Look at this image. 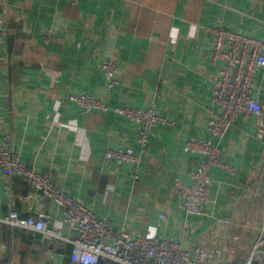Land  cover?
I'll list each match as a JSON object with an SVG mask.
<instances>
[{
	"label": "crops",
	"instance_id": "0c3cea01",
	"mask_svg": "<svg viewBox=\"0 0 264 264\" xmlns=\"http://www.w3.org/2000/svg\"><path fill=\"white\" fill-rule=\"evenodd\" d=\"M219 26L264 39V0H0L1 133L29 167L50 174L116 230L203 245L224 264H245L264 237V109L218 140L221 158L236 170L212 168L203 215L182 208L175 186L198 166L186 142L207 137L217 109L211 96L223 62L212 59L208 28ZM110 54L120 71L108 90L102 62ZM255 82L264 106V67ZM80 92L110 106H155L173 124L157 126L141 152L136 123L68 99ZM118 147L133 148L139 162L107 160L106 150ZM13 210L48 214L65 238L0 222V264H75L76 230L54 199L0 171V218Z\"/></svg>",
	"mask_w": 264,
	"mask_h": 264
},
{
	"label": "built area",
	"instance_id": "2783aa9c",
	"mask_svg": "<svg viewBox=\"0 0 264 264\" xmlns=\"http://www.w3.org/2000/svg\"><path fill=\"white\" fill-rule=\"evenodd\" d=\"M77 4L80 0H68ZM213 35V61L223 62L214 81L211 96L217 108L208 122L207 137L189 140L184 150L196 154L199 162L190 172V181L181 178L175 186L182 199V208L191 215H203L210 200L213 179L212 168L220 166L230 174L235 166L221 158L218 140L226 136L229 128L239 118L250 115L261 116L264 106L257 98L255 73L264 67V39L250 36L225 26L208 28ZM106 88L113 89L118 84L120 68L114 54L102 62ZM68 99L88 110L112 111L122 115L139 126L137 142L144 152L151 133L159 125H172L173 122L159 115L155 106L134 108L129 106H110L89 92L72 93ZM11 137L2 135L0 130V171L6 175L25 178L35 190L54 199L65 215L66 223L75 228L70 258L75 264H98L108 258L120 264H224L223 260L208 247L197 245L185 248L181 242L144 235L132 236L116 230L111 221L98 215L83 200L61 188L48 173L29 167L20 153L10 146ZM106 159L117 164L133 163L140 160L133 148L118 147L106 150ZM0 222L41 232L54 239H63L61 229L52 225L46 213L37 216L21 215L17 210L1 217ZM264 233V229H262ZM264 237L254 242L245 264H258L264 256Z\"/></svg>",
	"mask_w": 264,
	"mask_h": 264
}]
</instances>
